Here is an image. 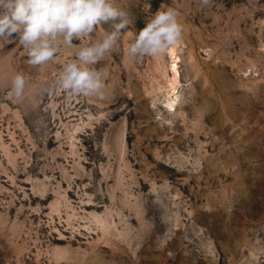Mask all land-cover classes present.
<instances>
[{"label": "rangeland", "instance_id": "374dc122", "mask_svg": "<svg viewBox=\"0 0 264 264\" xmlns=\"http://www.w3.org/2000/svg\"><path fill=\"white\" fill-rule=\"evenodd\" d=\"M117 6L133 25L95 66L103 99L55 88L72 51L33 68L0 40V264H264V0ZM167 7L184 25L176 110L169 50L128 55Z\"/></svg>", "mask_w": 264, "mask_h": 264}, {"label": "clouds", "instance_id": "9594fccd", "mask_svg": "<svg viewBox=\"0 0 264 264\" xmlns=\"http://www.w3.org/2000/svg\"><path fill=\"white\" fill-rule=\"evenodd\" d=\"M197 2L207 9L213 0ZM180 15L174 7L157 10L130 43L129 57L163 55L179 44L184 32ZM131 25L132 16L117 6V0H0V40H18L29 66L45 67L63 51L73 52L54 81L55 88L70 95L105 97L107 74L95 66ZM101 28L107 29L101 39L84 42ZM25 87L24 75L17 73L11 80V94L19 100Z\"/></svg>", "mask_w": 264, "mask_h": 264}, {"label": "bare ground", "instance_id": "6f19581e", "mask_svg": "<svg viewBox=\"0 0 264 264\" xmlns=\"http://www.w3.org/2000/svg\"><path fill=\"white\" fill-rule=\"evenodd\" d=\"M169 54L171 58V63L169 67L170 78L168 79V82H169L168 84V87H169L168 106L170 107L171 110L172 109L176 110L178 106V95H176V90L178 88L177 86L181 78V71L179 68L180 57L177 53L176 46L171 47L169 49Z\"/></svg>", "mask_w": 264, "mask_h": 264}]
</instances>
